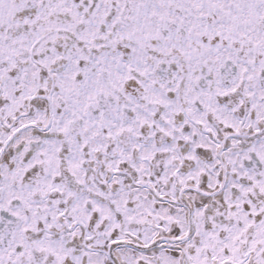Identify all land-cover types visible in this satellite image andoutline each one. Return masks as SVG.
<instances>
[{
    "label": "snow or ice",
    "instance_id": "6c2138e0",
    "mask_svg": "<svg viewBox=\"0 0 264 264\" xmlns=\"http://www.w3.org/2000/svg\"><path fill=\"white\" fill-rule=\"evenodd\" d=\"M0 264H264V0H0Z\"/></svg>",
    "mask_w": 264,
    "mask_h": 264
}]
</instances>
